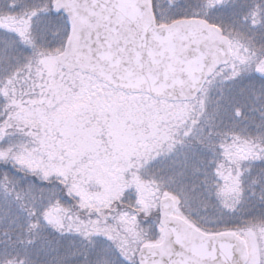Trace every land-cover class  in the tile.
<instances>
[{"label": "snow or ice", "instance_id": "snow-or-ice-1", "mask_svg": "<svg viewBox=\"0 0 264 264\" xmlns=\"http://www.w3.org/2000/svg\"><path fill=\"white\" fill-rule=\"evenodd\" d=\"M0 264H264V0H0Z\"/></svg>", "mask_w": 264, "mask_h": 264}]
</instances>
